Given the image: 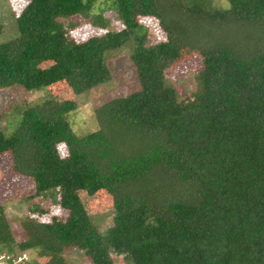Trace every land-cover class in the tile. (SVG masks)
Segmentation results:
<instances>
[{
    "label": "trees",
    "instance_id": "16d2710c",
    "mask_svg": "<svg viewBox=\"0 0 264 264\" xmlns=\"http://www.w3.org/2000/svg\"><path fill=\"white\" fill-rule=\"evenodd\" d=\"M92 1L30 0L0 43V89L65 81L81 95L110 80L106 56L126 44L139 83L100 106L99 129L83 137L64 118L73 102L0 109V154L38 197L56 191L67 212L64 221L26 219L18 249L38 250L46 264H67L69 249L90 264H114L111 254L130 264H264V0H226L221 10L205 0H114L124 30L76 43L68 19L86 16ZM145 17L164 42L146 46ZM193 51L199 93L179 99L164 70ZM45 61L52 66L37 70ZM101 190L115 212L104 234L77 196ZM12 244L0 213V248Z\"/></svg>",
    "mask_w": 264,
    "mask_h": 264
},
{
    "label": "rangeland",
    "instance_id": "374dc122",
    "mask_svg": "<svg viewBox=\"0 0 264 264\" xmlns=\"http://www.w3.org/2000/svg\"><path fill=\"white\" fill-rule=\"evenodd\" d=\"M29 1L0 0L2 23L0 43L7 41L15 34L16 20ZM205 3L208 7L217 10L229 7L226 0H205ZM68 21L75 24V27L70 29L69 36L76 43L107 33H118L125 28L114 0H93L92 8L86 16L78 15L69 18ZM138 22L146 34V46H153L166 40V36L155 18H139ZM131 51V44L110 51L106 56V63L111 73L110 80L81 95H75L65 81L32 92L24 91L18 86L1 88L0 109L7 110V114H10L9 107L17 104L31 107L46 100L73 102L75 109L64 114L73 133L77 137L94 133L99 129L95 111L100 106L110 100L128 96L139 90L135 70L129 61ZM51 66L50 61L41 62L37 65V70L47 69ZM202 68V59L198 52L184 54L179 61L164 70L165 83L176 89L179 99L190 94H197L199 85L195 78ZM5 118L6 116L2 117L3 127L6 126ZM3 130L6 134L11 131L5 128ZM57 150L60 157L67 156V148L64 144H59ZM77 196L99 233L104 234L113 225L115 215L111 196L103 190L93 195L78 191ZM0 213L5 216L13 238L11 252L0 248V258H2L0 264H8V260L12 257H22L24 259L22 264H46L49 258L40 255L38 250L20 252L18 249V245L26 240L22 223L26 219H34L39 223H49L52 218L64 221L67 212L60 207L59 195L56 191L38 197L35 194L33 181L13 172L12 159L8 152L0 154ZM64 258L67 264H90L88 257L79 249L67 250L64 253ZM110 258L114 264H130L123 255L111 254Z\"/></svg>",
    "mask_w": 264,
    "mask_h": 264
},
{
    "label": "built area",
    "instance_id": "2783aa9c",
    "mask_svg": "<svg viewBox=\"0 0 264 264\" xmlns=\"http://www.w3.org/2000/svg\"><path fill=\"white\" fill-rule=\"evenodd\" d=\"M2 258H0L1 260ZM24 259L22 257H12L8 260V264H22Z\"/></svg>",
    "mask_w": 264,
    "mask_h": 264
}]
</instances>
